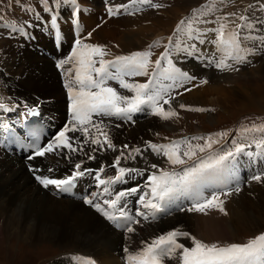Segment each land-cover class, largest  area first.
Listing matches in <instances>:
<instances>
[{"label":"snow or ice","instance_id":"1","mask_svg":"<svg viewBox=\"0 0 264 264\" xmlns=\"http://www.w3.org/2000/svg\"><path fill=\"white\" fill-rule=\"evenodd\" d=\"M20 4V0H16ZM42 12L48 14L47 23L55 31L56 38H61L59 24L62 6L71 5L72 23L77 28L71 55L57 62L56 67L62 72L65 65L71 64L68 73H74L71 79H66L64 85L70 100L71 117L64 127L46 144L39 143V135L33 131L29 147L33 148L29 161L37 157H46L49 154L64 155L65 159L78 153L85 152V145H92L91 152L85 153L88 160L96 159L98 150H116L109 132L105 130L103 120L94 117H117L132 120V114L145 108L151 114L164 121L179 117L178 111L172 106L173 101L193 88L207 84L206 78H201L199 84L194 83L196 76L177 67L174 57L181 55L193 57L202 61L205 67H214L223 71H239L236 65L249 63L248 57L257 51L249 44L264 46V36H259L256 29L259 21L253 19L251 9L256 5L249 4L242 11L220 13L224 0H206L205 4L193 8L190 14L181 18L176 24L172 35L167 37V44L159 56L153 60L152 48L159 45L164 38H158L147 46L146 50L134 51L127 55H112L105 45L86 43L85 39L92 36L87 33L86 38L79 35V17L83 11L78 0H38ZM143 6L154 9L163 8L153 0H127L125 3H112L106 0L108 17L122 14H135L143 10ZM264 8V5H259ZM22 10L31 13L35 19L41 20V12L34 5H22ZM211 25V27H209ZM10 34L28 35L27 28L30 22L18 24L15 21L4 25ZM99 27V25H98ZM209 48L211 50H209ZM112 58L109 59L108 57ZM134 77H145L144 82L132 80ZM116 82L119 89L130 94H123L113 87ZM192 87H185L186 84ZM183 89V91H174ZM180 109L194 112L214 111L204 107H192L183 103ZM0 109L10 110L8 103L0 97ZM7 130V124H0ZM79 134V135H70ZM237 134L245 142L233 140V147L228 148L226 142L228 131L210 133L207 136L193 135L171 140L168 143L146 142L147 149L163 156L170 169H155L147 175L143 191L140 186L116 191L114 186L123 182L132 174L142 175L136 168L121 166L125 152L115 157L111 167L115 175L104 176L105 166L99 169L84 167V161L74 164L71 174L62 178L36 174L42 170L29 165L35 179L45 189H55L54 194L74 195L77 182L85 177H92L97 188L101 191L83 196V203L90 205L106 220L116 227L123 228L126 233L136 232L134 225H139L142 217L156 220L161 214H171L172 206L179 211L208 214L212 210L227 215L224 207L225 198L233 192L239 193L236 165L241 155L247 157L264 156V123L242 125ZM195 141V143H194ZM219 145V148L214 146ZM255 147L256 152L248 151ZM123 145L122 149H128ZM136 155H143L139 147L132 149L128 157L135 159ZM52 168L48 172H53ZM260 182L264 180V173L251 177ZM237 186L229 188L228 185ZM218 189L211 190L210 189ZM226 189V190H225ZM139 194L136 203L140 205L132 215L127 210V199ZM99 197H106L97 202ZM182 201L188 202V207H181ZM188 238L192 246H186L179 238ZM142 247L136 251L125 247L127 253L126 264H165L166 261L178 260L179 264H264V232L247 240L245 243L205 242L190 233L180 229H173L160 234L150 242L142 241ZM82 264H96L91 258H76Z\"/></svg>","mask_w":264,"mask_h":264},{"label":"bare ground","instance_id":"2","mask_svg":"<svg viewBox=\"0 0 264 264\" xmlns=\"http://www.w3.org/2000/svg\"><path fill=\"white\" fill-rule=\"evenodd\" d=\"M83 1L85 2V0ZM124 1L127 2V0H122V2ZM84 5H86V3ZM97 8L101 7L98 6ZM165 12H167V14H165L166 16H163L164 12L161 14L162 16L160 15L161 21L151 19L150 22L146 24L145 21L143 23H138V26H126L124 23L122 24V20L125 19L121 17H109L106 23H102V21L99 20L94 23V19L91 22V24L94 23L92 30L93 34L90 38H87L86 43L107 45L109 44L111 37H115L113 42H118L117 46H115L117 50L113 49L109 51L112 55H120L123 47L128 46L130 48H136L140 45H144L146 41L155 36L168 32L173 23L179 19V16L185 11L180 6H176L172 10ZM82 19H84L83 16H81V19L79 18V20ZM70 24L71 27L75 26L72 23V18ZM110 29H113L116 34H111L108 41L102 40L104 37L102 35L103 33L113 31ZM51 38L52 37L48 34H45L43 38H39L41 44L47 45L48 47L45 48H48L49 50H53L49 47L51 44ZM70 41L73 44L74 40L70 39ZM16 43H19L18 40H12L8 44H5L6 46L3 48V60L0 63V97H3L4 102L9 104L10 110L0 109V123L7 124L10 122H17V116L21 111H29L30 108L40 109L41 114L44 116L53 115L52 120L59 122L64 117L63 111L66 110L67 104L70 103L64 82H60L59 76H64V73H61V71L56 68L54 61L51 58L49 59L40 49L32 50V47L34 46L32 43ZM72 48L73 46L69 47L68 50L67 47L61 51H56L55 54L59 59L64 60L71 55H69V51H72ZM69 66H71V64H66V71H64L67 79H71L72 76H74V73L67 72ZM241 71H239L238 74L241 75L242 79L236 80L231 78L233 86H236L237 88L246 86V83L250 79V74L253 75L256 71L258 73L264 72V66H259L256 71L252 70L253 73H250L251 70ZM58 72L60 74H58ZM111 85L117 87L118 90H122L119 89L116 82H111ZM232 92L233 88L231 89L230 86L227 85L218 88L215 86H206L204 84L202 87L197 88L188 94H184L183 96L191 98L189 103L202 105L213 100L218 102L220 96H226V98H229L232 96ZM122 93L130 94L126 90ZM203 96L205 97L206 102H201ZM147 111L149 116L152 115L150 110L147 109L146 112ZM138 114V112L132 114V120H125L122 118H116L117 120H115L114 118L109 119L104 116L94 117L97 122L103 120L104 125L106 126L105 130L109 132L112 140L116 141L115 145L117 147L115 151L111 149L98 150L95 153H92L96 156V159L88 160L85 153H90L92 147H94L89 144L85 145V152L73 155L70 160L65 159L63 154H49L46 157H40L37 159L38 165H42L46 169L52 168L56 174L55 176L60 178L71 174V171L74 169V164L80 160L84 161V167L99 169V167L103 165L105 166L106 174H114L115 169L111 167V165L113 164L115 157L120 155L121 150L125 152V158L121 160V165H123L125 161H129L127 149H122V146L125 144L128 145L130 147L128 151L131 152L132 149L137 148V142H141V133L144 132L145 128L140 126L141 124H137L140 121L137 117L139 116ZM52 124H54V122H52ZM124 124L129 127L123 128ZM131 124H137V127L134 128ZM155 124L156 123H154V125ZM142 151L143 153L146 152L144 149H142ZM146 154L144 157L148 156V152ZM137 157H139V155H136V158ZM130 164L132 165L131 162ZM148 165L151 166L152 164ZM24 168L27 170L22 160L4 155L3 151L0 150V233L8 214L12 213L13 219L19 222L16 212L22 216L28 214L29 211H36V213L51 212L62 208L68 216L72 218L71 224L67 219L62 218L57 214L46 216L43 218V223H40V220L38 219L40 217L36 216V221L27 225L25 233L21 228L16 229L14 232L21 240L27 242H42L44 240H49L54 243L56 242L64 249L67 245L75 244V251H73V253L71 252L74 262L78 261V259H76L78 257H91L103 264H119L118 257L115 255L114 250L117 249L116 247L120 243L119 240L121 239V236L115 232H111L107 223L90 208L87 207L86 209L79 203L61 204L64 199H70L75 202L80 201L66 197H56L52 193V190L54 189L52 187L51 195L53 197L48 196V189L43 187L41 190L37 185L32 184L30 178L25 173ZM150 170L155 171V169L152 168ZM131 180L132 179H129L128 181ZM93 182L95 181L92 177H85L79 180L76 187L77 193H83L86 185L93 186ZM249 185H251V187H246L240 193L233 194V196L225 199L226 202L224 207L227 211V215H224L217 210H212L206 215L197 212L189 215L188 212H184L167 219L165 223L158 225V227L165 228L164 230L160 229V231L163 230L162 232L164 233L176 229V227L179 229V227H181L180 225L184 224L183 230L190 233L191 236L205 242H211V240L206 239L212 237L214 231H216L215 228H207L206 221L210 218L218 217L219 220L214 219V221H217L215 224L218 229L225 227L226 230L231 229L234 231L240 226L249 229L257 228L259 230L264 227V192L261 191L264 189V180L260 182L254 181ZM99 191H101V189L96 190V192ZM104 198L106 197H99L98 199ZM254 209L258 212H253ZM62 219L66 221V224L69 227H72L75 230L73 234L69 230H59V223ZM173 223L174 225H172ZM191 225L195 227L196 235L199 237L194 235V229ZM147 231L150 233L149 237H143L142 241H148L153 235L161 233L156 231L154 227H151V229H148ZM142 241L136 244L135 239L132 238L130 240L131 245L128 247L130 249H138L140 248V243ZM184 242H186L187 246H192L190 239L184 238L182 243ZM121 244L122 242L119 245ZM68 253L69 252H67V254ZM67 254L65 257L60 256L56 260L54 259L55 261L53 260L52 264H65L64 261L69 262ZM168 264H179V261L174 259L168 261Z\"/></svg>","mask_w":264,"mask_h":264},{"label":"rangeland","instance_id":"3","mask_svg":"<svg viewBox=\"0 0 264 264\" xmlns=\"http://www.w3.org/2000/svg\"><path fill=\"white\" fill-rule=\"evenodd\" d=\"M37 1L38 0H20V4H17L16 0H0V21H4V20L25 21V19H28L30 15L28 14V12L23 11L21 9L22 8L21 6L28 5L31 3L36 4ZM155 1L156 0H153V2ZM78 2L81 4L86 3L85 6L87 7H90V8L93 7L92 10L82 14V16L84 17L83 19L84 21L79 20L80 21V31L79 32H82V33H79V35L82 38H85L87 37L88 32H92L93 34V31H92L93 26L97 20L102 21V23H106L108 21L109 17L105 18L107 15H105L103 12V9L106 8V0H85V2L83 0H78ZM111 2L112 3H122L121 0H111ZM160 2L164 4L163 8L148 9L146 11H142L137 14H131V15L128 14L125 16H120L121 18L125 19V20H122V24L124 23L126 26H138V23L140 22L143 23L144 21L149 22L151 19L161 21L160 15L164 12L163 16H166L165 14H167V12L165 11L170 10L173 6H180L181 8L184 9L185 12L179 16V19L176 20V23L172 25V27L168 30V32L155 36L154 38L146 41L144 45H140L139 47H136V48H130L128 46L123 47L121 49L122 51L120 55H127L134 51L146 50L147 46L151 44L154 40H157L158 38H164L163 40H161V43L159 45L151 49L152 52L154 53L152 59L155 60L159 56L160 52L164 50V45L167 44V37L172 35L176 27V24L181 20V18L190 14L193 8H198L200 5L205 4L206 0H161ZM249 4L256 5L255 7L252 8L253 13L252 11L250 13L254 20L259 21V26L257 27L255 31L256 32L258 31L264 34V8H261L259 6V5H264V0H224L223 5L220 7V13L223 14V13L232 12V11H242ZM98 6L101 7L102 9L97 8ZM39 8H42V6L39 5ZM62 8L66 10L67 6H62ZM67 15L71 17V12L68 11L66 13V16ZM99 15L103 18V20L98 18ZM94 19H95L94 23L91 24L92 20ZM28 21H31L33 24V19H29ZM61 23L64 24L65 26L66 25L71 26L70 24L71 19L70 21L65 20V21H62ZM32 24L30 23V27L32 26ZM209 27H211V25H209ZM1 30H9V29L6 27H1L0 31ZM66 30L69 31V29H66ZM110 30H113V29H110ZM72 31L74 32L75 29ZM111 34H116V32L113 30L108 33H103L102 35L104 37L102 40L108 41ZM70 39L75 40L76 36L72 34L70 35ZM12 40L17 41L19 39H14L13 37L6 38L5 35L0 33V63L3 60V48L4 46H6L5 44H8ZM114 40H115V37H111L109 44L105 45L107 49L110 51L113 49L117 50L115 46H117L118 42L115 43L113 42ZM20 41H23V40L20 39ZM86 41H87V38L85 39V42ZM25 43H28V42L24 40V42H19L16 44H25ZM67 47H69V44ZM248 47H255L257 48V51L255 52V54H252L248 57V60L250 61L249 63H245L243 65H236V67L239 68V71L241 70L250 71L251 70L250 73H253L252 70L256 71L257 68H259V66H264V48H262V46H260L259 43L249 44ZM34 49L35 48L32 47V50ZM209 50L211 49L209 48ZM179 57H174V61L175 63L178 64L179 68L182 69V65H183L182 57L180 58ZM108 58L111 59L112 57L109 56ZM190 59L192 58L190 57ZM189 63L191 65L189 67L193 70L194 73L198 75L199 78L208 77L207 78V80L209 81L208 83L219 81L218 84L214 85L215 87H218V88L223 85L230 86L231 89L233 88V92L231 94L232 96L230 95L231 97L229 98H226V96H220L218 99V102L216 100H213V101H210L209 103H204L200 105L196 103L195 104L189 103L191 98L183 96L185 94L184 93L182 96H178L173 101L172 106L178 111L179 117L174 118L170 121H164L152 115L149 116V114H147L148 111L146 112L147 108H145L144 110H142L145 112H142V111L138 112L139 115L141 116L139 118L140 121L137 124H141L140 126L145 128V130L143 133H141L142 139H141V142H137L136 144L137 147L139 148L143 147L147 149L146 142L148 141L160 144V143H168L174 139H180L183 137H191L193 135L207 136L210 133L228 131L230 135L227 141L222 142V143H226L227 147L231 148L233 147V143H232L233 140H236L237 142H245L237 134V129H239L242 125H251L253 122L257 124L264 123V72L258 73L256 71V73H254L253 75L250 74V79L246 83V86L242 88L241 87L237 88L236 86H233V82L231 81V78H234L236 80L242 79L241 75L238 74L239 71L221 72L215 69L214 67H204L203 62L200 63V62L194 61V62H189ZM61 73H64V76H65L64 71ZM58 74L60 73L58 72ZM65 78L67 79L66 76ZM130 79L136 80L139 82H144L146 78L145 77H134ZM191 85L192 84L189 83V84H186L185 87H190ZM174 91H183V89H178ZM201 102H206V99L204 96ZM181 103L185 105H190L192 107H204L208 109H214V111L190 112L186 109H180L179 104ZM114 119L117 120L116 118ZM154 123L156 124L154 125ZM137 124L135 125L131 124V126L135 128L137 127ZM124 127H129V126L124 124L123 128ZM166 131L168 132V134L165 133ZM189 132H193V133H189ZM186 133H189V134L186 135ZM113 143L116 144V141L113 140ZM214 147L219 148L220 146L218 145ZM128 149H130V147ZM128 149H127V154L129 152ZM147 151H150L149 152L150 155L148 154L147 157H144L146 154L144 153L142 156L140 155L138 158L134 160L135 163L133 159L131 158H129V161H125L124 163L131 165L130 164L131 162L132 163L131 167H133L134 165H140L144 168V170L151 169L150 168L151 166L148 164H157L159 168L160 167L165 168V169L171 168V165H169V163L163 156L157 155L156 153L152 152L150 149H147ZM24 171L30 178L31 183L34 185H37L42 190L43 186L35 181L34 177L31 174H29L28 170L24 168ZM151 171L152 170H150V173ZM247 187H251V185ZM48 191H49L48 196L53 197L51 195V187L48 188ZM261 191L264 192V189H262ZM62 203H70V204L79 203L84 208L87 209V207L84 206L82 202H75L70 199H64L61 202V204ZM253 212H258V211L254 209ZM52 214H57L61 216L62 218L67 219L70 224L72 222V218H70L68 214L62 208H59L56 211H51V212L36 213V211H33V212L29 211L28 214L22 215V216L16 212V215L19 218V222L13 219L12 213L8 214L5 218L4 226L1 229L2 234L0 233V264H44L45 261H47L49 258L50 259L45 264H52L53 260L54 259L56 260L58 258L57 253L60 250L71 249L68 251L73 253V251H75V248H76L75 244L67 245L66 248L64 249L56 242L54 243L49 240H44L42 242H27L25 240H21L19 236L14 232L16 229L21 228V230L25 233L27 225L29 223H34L36 221L37 219L36 216H39L40 218L38 219L40 220V223H43L44 221L43 218H45L48 215H52ZM188 214L190 215L194 213L188 212ZM64 219H62L59 223L60 225L59 230H69L73 234L75 230L72 227H69L66 224V221ZM214 219L219 220L217 217V218H210L206 221L207 228L208 227L209 229L215 228L216 230L214 231V235L212 237H209L206 239V240H211V242H220L221 244L245 243L247 242L248 239L254 237L255 235L261 232H264V227L259 230L257 228L249 229V228H242L240 226L238 227V229L234 231H232L231 229L226 230L225 227L222 229H218V227L215 224L217 221H214ZM172 225H174V223ZM182 226H184V224ZM192 227L194 229V235H196L195 227L194 226ZM158 228H159L158 230L159 232H162L165 229V228H160V227ZM180 228L181 227H179V229ZM160 229H163V230L160 231ZM149 234H150L149 231H145L143 233V237L147 238L149 237ZM135 242L136 244L138 243L136 240ZM184 243L187 246L186 242Z\"/></svg>","mask_w":264,"mask_h":264},{"label":"crops","instance_id":"4","mask_svg":"<svg viewBox=\"0 0 264 264\" xmlns=\"http://www.w3.org/2000/svg\"><path fill=\"white\" fill-rule=\"evenodd\" d=\"M174 7H176V6H173V8ZM173 8H171L170 10H172ZM170 10H168V11H170ZM252 11V13H253V9L251 10ZM150 22V21H149ZM146 23H148L147 21H145V24ZM176 23V21L173 23V25ZM144 24V25H145ZM180 57H182V62H183V64L184 65H182V67H184V68H186V69H188L190 72H192L193 73V70L189 67V66H191L190 65V63L189 62H194V60L193 59H190V57H188V56H183V55H181ZM179 57V58H180ZM194 74V73H193ZM195 75V74H194ZM197 76V75H196ZM207 76V75H206ZM204 78H206L207 79V77H204ZM209 82V81H208ZM218 82L219 81H216V82H213V83H208V84H205L206 86H214V85H216V84H218ZM194 83H197V84H199V82H194ZM190 87H192V85L190 86ZM200 87H202V85L200 86ZM200 87H198V88H200ZM195 89H197V88H193V90H195ZM192 90V91H193ZM191 91V92H192ZM188 93H190V92H185V94H188Z\"/></svg>","mask_w":264,"mask_h":264}]
</instances>
